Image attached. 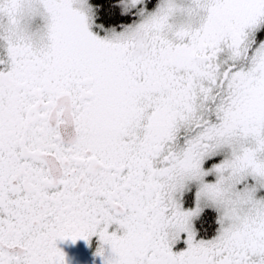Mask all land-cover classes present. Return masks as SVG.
<instances>
[{
	"label": "snow or ice",
	"instance_id": "snow-or-ice-1",
	"mask_svg": "<svg viewBox=\"0 0 264 264\" xmlns=\"http://www.w3.org/2000/svg\"><path fill=\"white\" fill-rule=\"evenodd\" d=\"M93 238L264 264V0H0V264Z\"/></svg>",
	"mask_w": 264,
	"mask_h": 264
},
{
	"label": "flooded vegetation",
	"instance_id": "flooded-vegetation-1",
	"mask_svg": "<svg viewBox=\"0 0 264 264\" xmlns=\"http://www.w3.org/2000/svg\"><path fill=\"white\" fill-rule=\"evenodd\" d=\"M57 246L66 253L67 264H102L101 258L94 255L97 246L95 238L90 244L84 240L73 243L69 239L58 241Z\"/></svg>",
	"mask_w": 264,
	"mask_h": 264
},
{
	"label": "clouds",
	"instance_id": "clouds-1",
	"mask_svg": "<svg viewBox=\"0 0 264 264\" xmlns=\"http://www.w3.org/2000/svg\"><path fill=\"white\" fill-rule=\"evenodd\" d=\"M133 36L138 42L143 41L144 39L143 36L139 32H133ZM136 51L137 53H141L142 49L138 48Z\"/></svg>",
	"mask_w": 264,
	"mask_h": 264
}]
</instances>
